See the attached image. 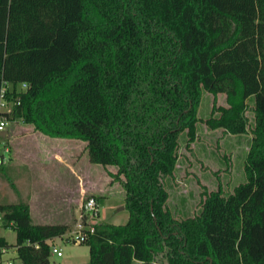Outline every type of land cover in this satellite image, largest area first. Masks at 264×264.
Listing matches in <instances>:
<instances>
[{"label": "trees", "instance_id": "1", "mask_svg": "<svg viewBox=\"0 0 264 264\" xmlns=\"http://www.w3.org/2000/svg\"><path fill=\"white\" fill-rule=\"evenodd\" d=\"M4 81L19 96L13 116L86 141L91 161L124 176L128 218L95 225L84 264L149 263L165 249L171 264H264V0H0ZM202 89L224 92L205 122L230 133L246 131L253 95L245 180L225 195L203 188L198 213L177 220L162 178L179 132L194 139ZM0 213L15 231L0 247L22 264H57L48 240L65 224L32 223L27 202Z\"/></svg>", "mask_w": 264, "mask_h": 264}, {"label": "rangeland", "instance_id": "2", "mask_svg": "<svg viewBox=\"0 0 264 264\" xmlns=\"http://www.w3.org/2000/svg\"><path fill=\"white\" fill-rule=\"evenodd\" d=\"M213 99L216 105H226L223 92L212 98L206 90H201L194 139L188 140L187 129L179 132L175 167L162 178L168 193L165 207L177 220L198 213L203 188L214 190L220 185L225 195L244 173L242 166L254 123L253 95L245 99L247 126L240 133L225 132L221 127L210 128L206 124ZM213 115L217 116L218 112ZM10 119L8 128L1 130L0 135V203L27 202L32 223L66 225L58 241L62 254H50L52 263H88V245L67 239L78 220L79 205L93 195L99 205L98 222L124 223L128 211L124 206L123 174L111 175L117 169L113 164L91 161L84 140L49 136L19 116L12 115ZM2 226L0 222L8 242L13 244L15 231ZM10 246L5 257L21 264L15 246ZM134 264L171 263L165 249L154 253L149 263L135 260Z\"/></svg>", "mask_w": 264, "mask_h": 264}, {"label": "built area", "instance_id": "3", "mask_svg": "<svg viewBox=\"0 0 264 264\" xmlns=\"http://www.w3.org/2000/svg\"><path fill=\"white\" fill-rule=\"evenodd\" d=\"M28 83L23 81L19 83L18 91H22L26 89ZM11 87V84L7 81H4L1 89H0V131L8 128L10 121V112H12V104L18 103L19 96H15L12 98H8V90ZM6 112L8 114H3ZM2 161V157L0 155V162ZM80 210L78 213V220L75 223L73 229L69 232L70 239L73 243H81L84 242L90 233H92L95 229V225L98 223V215H99V205L93 195L86 197L83 201H81ZM0 222L2 223V216L0 215ZM50 254L56 253L57 255H61V249L53 242H50ZM1 248V247H0ZM1 263V261H0Z\"/></svg>", "mask_w": 264, "mask_h": 264}, {"label": "crops", "instance_id": "4", "mask_svg": "<svg viewBox=\"0 0 264 264\" xmlns=\"http://www.w3.org/2000/svg\"><path fill=\"white\" fill-rule=\"evenodd\" d=\"M203 91H205L204 89H203ZM206 93L208 94V93H210V92H208L207 90H206ZM218 93V92H217ZM216 93V94H217ZM224 93V92H223ZM210 96L212 97V98H214L213 97V94L212 93H210ZM199 100H200V98H199ZM224 101H225V94H224ZM198 104H199V102H198ZM225 104H226V102H225ZM0 135H1V131H0ZM246 152H247V150H246ZM246 155V154H245ZM243 167V166H242ZM243 173V172H242ZM245 180V174L243 173V175H242V177L239 179V181H237L236 183H235V185L237 184V183H239V182H241V181H244ZM218 186V185H217ZM234 187V186H233ZM232 187V188H233ZM217 188V187H216ZM232 190V189H231ZM32 217V216H31ZM3 227V226H2ZM0 235L1 236H4L5 238H6V236H5V234H4V232H3V229L0 227ZM62 236L63 235H61V236H59V235H57V236H54V237H52V238H50L48 241H50V242H53V243H55L60 249H61V246L59 245V243H58V241L62 238ZM6 240L8 241V239L6 238ZM11 247V246H10ZM10 247L8 246V247H1L0 248V261H1V263L0 264H20V263H16V261H15V259H11L10 257H5V254L9 251V249H10ZM62 254V253H61ZM20 260V259H19ZM21 264H22V262H21ZM62 264H69V263H62Z\"/></svg>", "mask_w": 264, "mask_h": 264}]
</instances>
